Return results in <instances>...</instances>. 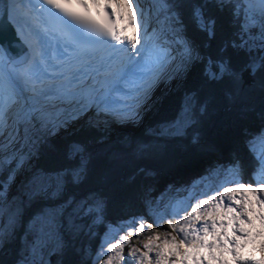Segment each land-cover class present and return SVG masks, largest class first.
<instances>
[{
    "label": "rangeland",
    "instance_id": "obj_1",
    "mask_svg": "<svg viewBox=\"0 0 264 264\" xmlns=\"http://www.w3.org/2000/svg\"><path fill=\"white\" fill-rule=\"evenodd\" d=\"M251 1L253 8H257L258 4L264 8L260 0ZM150 2L151 0H145L146 4ZM162 14L163 12L158 18L156 15L151 17L149 31L151 34V27L157 29L156 36L159 37L160 47H163L165 52L171 51L176 59L174 62L163 64L157 70L153 69L156 71L158 78L155 79L151 86H147L145 91L140 90L141 85L145 83L143 79L132 82L131 85H135L134 90H130L129 87L122 86L125 84L119 83L121 86H117L115 89H119L123 94L116 90L113 92L116 95L122 94L124 97L118 99V103L115 104L114 108L116 111L112 110V112L117 116L112 115L113 119H110L107 115V110L102 109V106L107 105L108 102L101 104L95 100L102 96L103 92L101 91L91 94L77 89V95L72 98L50 96L40 98L37 107L46 116L44 126H41L38 121H33L34 126L31 127L30 132L31 141L27 143L21 141L17 144V148L21 149L25 157L23 165L13 171L14 180H7L9 170H4L2 173L4 178L0 179V184L3 185V190L0 192V203H2L3 207V212L0 213V228L4 229L6 237L4 242L0 244V264H60L63 252L70 246H73L77 251L73 264H105L108 256L113 255V253L107 252L98 256V253L101 252L102 244L106 248L107 242H115V238L125 235L127 230L126 224L133 220V218H136L138 221L139 218L143 217L144 221L148 224L145 215H138L117 223L103 219L99 213L102 200L96 193H89L85 197L73 198L70 192H67L66 177L69 175L76 181L81 174L82 168L78 166L70 171H44L38 166L39 154L37 145L41 142L38 136L43 137L47 133H54L56 135L64 133L76 126L81 120L94 124L99 128L103 125L106 126L105 136L109 139L114 137V132L120 127L122 129L128 127V131L133 132L136 131L137 127L146 124V117L150 114L151 110L157 107L156 101L160 98V94L165 92L170 86L176 84L177 80L183 76L185 67L192 58L198 59L199 57L195 50H192V58L181 63L183 50L180 48L178 41L185 39L180 35H172V31L176 28L174 26V29H171V26H169L171 30H168V27L162 23ZM247 16L248 22H253L254 25L259 18L255 16L254 19L252 12H248ZM258 26L257 32L259 37L257 43L262 44L260 40L264 32L260 33V31H263L262 24ZM19 35L22 37L21 34ZM22 39L24 38L22 37ZM190 47L192 49L191 45ZM149 48H151V41L149 42ZM161 56L163 55L161 54ZM152 58H154V61L155 55ZM0 62V77L11 76L10 78L13 81L14 87L20 94L27 97V100H31V96L27 93L29 84L22 77V72H12V74H9V70L7 68L6 70L4 67L5 62L3 63L2 58ZM219 65L217 66L218 69ZM158 70L160 71L158 72ZM155 77L149 76L151 81ZM233 77L240 79L241 82L240 72L239 74H233ZM122 81L124 80L121 79L120 82ZM240 88H243V86ZM106 93H109L108 90H106ZM104 95L106 94L104 93ZM95 96L97 97L95 98ZM81 100L85 101L80 102ZM103 100L104 98H102ZM202 103L204 102H197L192 94H185L178 113L176 114L175 112L176 115L172 119L154 123L153 126L148 128L160 136L192 131L194 132L193 140L201 144L203 149H205L201 157L202 161L198 166L180 175L160 176L156 180H152L147 186L148 200H145L144 206L148 216L155 224H157L161 216L166 217V215L171 216L173 223H175L176 219L185 215L184 209L190 211L189 205L191 203H195L197 198H204L201 196V193L211 194L217 189L218 185L227 176V169L229 168H236L238 166L240 179L246 184L251 182L255 186L257 183L254 176L258 175V156L261 152H264V141L260 139V134L264 133V123H260L258 129L249 131L246 136L247 153L252 158L256 157V163L250 169V177L244 180L242 176L244 174L242 163L226 160L221 153L208 145L205 135L195 128V125L205 115L203 111L205 103ZM19 106H21L20 103L16 105V107ZM26 111L25 106H22L19 110L18 108H14L8 113V117L15 122L16 119L23 118ZM208 112L209 110L206 115L209 114ZM102 116L112 123L102 122ZM217 119L219 117L214 122ZM20 135L24 136L23 128L20 129ZM104 148H106V145H102L101 152ZM134 148V152L140 150L139 145H135ZM113 152L117 153L116 150H112L108 154L112 155ZM99 153L96 151L94 154ZM72 154L76 155L82 162L90 152L81 151L79 146L74 145ZM220 190L222 191V189ZM236 195L238 196L239 193H236ZM42 198H45V200H42ZM37 200L42 201L34 209H30L28 205ZM47 200L50 202H46ZM25 207L28 210L24 209ZM256 211H259L258 205L256 206ZM256 225V231H258V220L256 221ZM122 226L123 230L115 231L121 229ZM79 232L80 234L77 236ZM165 233L177 235L172 229L158 230L155 227H146L143 235H133L131 237L132 245L125 246L123 250L124 258L121 264H128L130 259L135 264L137 257H129L128 255L130 247L134 246L144 251L143 244L147 242L149 236L159 234L163 239ZM92 236H94L93 241H91ZM12 239L16 244L10 250L6 247V243ZM255 247L259 252L260 258H262L264 253L260 251L261 238H256ZM10 251H12L11 254ZM6 254H9V256L7 262L4 263L1 260L2 256ZM152 259L155 260L154 254H152Z\"/></svg>",
    "mask_w": 264,
    "mask_h": 264
},
{
    "label": "trees",
    "instance_id": "obj_2",
    "mask_svg": "<svg viewBox=\"0 0 264 264\" xmlns=\"http://www.w3.org/2000/svg\"><path fill=\"white\" fill-rule=\"evenodd\" d=\"M165 2L170 6L167 15L178 17L179 22L166 19L163 12V25L168 30L175 26L172 35L177 36L178 33L188 41L199 57L192 58L176 84L160 94L157 107L146 117V124L133 132L128 128L117 129L114 137L109 139L105 136L106 126L99 128L81 120L71 131L38 136L41 142L37 145L38 166L44 171L82 168L76 181L68 174L66 177V189L73 198L96 193L102 200L99 213L103 219L117 223L145 215L148 224L158 230H171L167 221L172 217L161 216L155 224L148 216L144 206L145 200H148L147 186L160 176L180 175L198 166L205 149L193 140L192 131L160 136L148 128L154 123L172 119L178 113L185 94H192L197 102L205 103H202L205 115L195 128L205 135L208 145L226 160L242 163V176L247 180L256 157L252 158L247 153L245 139L249 131L258 129L260 123H264V35L260 40L262 44L257 43L258 25L262 24L263 31L260 33L264 32L262 7L258 4L257 8H253L251 0ZM197 12L204 21L214 22L211 26L213 35L200 27ZM248 12H252L254 19L259 17L255 25L248 22ZM224 62H227L230 71L221 74L217 66ZM244 67L250 68L254 81L240 88V79L233 74H239ZM212 72L216 73V78L210 75ZM217 117L219 119L214 122ZM74 145L79 146L81 151L90 152L84 161L72 154ZM102 145L106 148L101 152ZM135 145L140 148L137 152H134ZM112 150L117 153L108 154ZM96 151L100 153L95 155ZM3 178L1 173L0 179ZM41 201L32 202L28 207L34 209ZM24 209L28 210L27 207ZM93 239L94 236L91 241ZM15 244L12 239L6 247L12 250ZM76 255L77 251L70 246L63 252L60 264H73ZM8 256L3 255L1 261L6 263Z\"/></svg>",
    "mask_w": 264,
    "mask_h": 264
},
{
    "label": "snow or ice",
    "instance_id": "obj_3",
    "mask_svg": "<svg viewBox=\"0 0 264 264\" xmlns=\"http://www.w3.org/2000/svg\"><path fill=\"white\" fill-rule=\"evenodd\" d=\"M260 2L264 5V0ZM41 4L45 7L40 11H47L56 23L54 27H49L47 23L40 22V15L35 9L27 12L28 19L32 21L27 27L33 29L29 33L32 39L28 41L33 58L22 77L31 84L33 103L29 106L25 101L27 111L23 118L15 122L8 117V113L20 103L21 98L12 79L0 77V173L9 170L8 181L14 180L13 171L20 168L25 160L17 144L31 141L33 121L44 126L46 116L37 105L40 98L46 95L44 88H51L56 79L70 84L77 73L97 61L106 70L118 63L117 75L120 79L134 71L155 77L154 64L158 69L176 59L171 51L164 52L163 56L157 52L155 60L152 59L153 50L160 45L157 29L151 28V34L149 31L151 17L156 15L158 18L164 12L166 19L179 22L178 17L167 15L170 6L165 0H151L147 4L145 0H90V3L89 0H41ZM93 7L97 15H103L104 22L91 14ZM261 12L264 14V8ZM196 17L200 27L213 35L211 26L214 22L204 21L199 12ZM129 28L134 29L131 35L128 34ZM22 32L23 26L18 34ZM178 43L183 50L181 63H184L192 58V49L186 40H179ZM3 53V46H0V55ZM219 69L221 74L230 71L227 62L220 64ZM210 75L216 78V73ZM151 82L146 79L140 90L145 91ZM21 128L24 129V136L20 135ZM260 139L264 141V133L260 134ZM258 161L255 186L240 179L238 166L227 169V176L215 191L201 193L204 198H197L195 203H191L190 211L184 209L185 215L176 219L175 223L172 219L167 221L168 227L177 235L165 233L163 239L159 234L149 236L143 244L144 251L132 246L129 257H137L135 264H264V256L251 259L241 254L257 237L261 238L260 251L264 253V152L260 153ZM2 190L3 185L0 184V192ZM257 220L259 230L254 231ZM146 227L151 228L152 225L147 224L143 217L138 221L133 218L126 224V234L115 238V242H107L106 248L102 244L98 256L111 252L113 255L108 256L105 264H121L125 246L132 245L131 237L143 235ZM120 230L123 226L115 231ZM5 238V231L0 228V244ZM128 264H133L131 259Z\"/></svg>",
    "mask_w": 264,
    "mask_h": 264
},
{
    "label": "bare ground",
    "instance_id": "obj_4",
    "mask_svg": "<svg viewBox=\"0 0 264 264\" xmlns=\"http://www.w3.org/2000/svg\"><path fill=\"white\" fill-rule=\"evenodd\" d=\"M13 3L14 4H19V2H18V0H15V2H13V0H0V10L2 11V14H3V16L6 18V17H8L9 19H11V17L12 16H14L15 14H16V12L14 11L15 9H14V5H13ZM18 12V14H16V18H19L22 22H23V18L22 17H20L19 16V11H17ZM241 16V15H240ZM21 23V22H20ZM152 28V27H151ZM150 29V28H149ZM21 35H22V37L24 38V40H26V41H29L30 40V38L28 37L29 36V32H27V29L25 28V27H23V32L21 33ZM27 35V36H26ZM190 40V39H189ZM27 49H29L28 51H27V54H30V55H33V53H32V51H31V49H30V47H28L27 46ZM159 53L160 55L162 54L163 55V53L165 52V49L163 48V47H157L156 49H154L153 50V55H156V53ZM27 54H26V56H27ZM2 58V55H0V59ZM152 59H154V58H152ZM4 62H5V65H4V67L5 68H7L8 70H10V71H14V72H16V73H19V70H23V68H25V66H26V64H27V61L28 60H26V62H23V63H21V64H19V65H12L8 60H7V57H5V59L3 60ZM0 64H1V62H0ZM153 69H155V70H157V68H156V66H155V64L153 65ZM85 70H88V71H91V72H94V68H85ZM160 70H158V72H159ZM18 78V77H17ZM156 78H158V76H156L154 79H153V81H152V83L150 84V86L154 83V81H155V79ZM151 80V78H149V76H146V75H144V74H142L141 76H140V79H136V75H132V76H128L127 78H125L124 77V79H122V80H124V81H122V82H120L121 81V79L119 80V82H118V84L115 86V87H117V86H121L119 83H122V84H125V85H122V86H124V87H129V89L130 90H134L135 89V85L133 84V85H131L132 84V82L133 81H139V80ZM88 83V80L87 79H85L84 80V84L86 85ZM26 85V84H25ZM100 88H101V86L100 85H98V89L96 90V91H100ZM15 90L19 93V91L15 88ZM120 91L119 89H115V88H112L111 90H110V96L109 95H104V91H103V94H102V96H100V97H98L97 99H95L96 101H98V102H100L101 104H103V103H105V102H108L107 103V105H103L102 106V109H104L105 111L107 110L108 111V113H107V115L110 117V119H113L111 116L112 115H114L113 114V112H112V110H114V111H116V109L114 108L115 107V104H117L118 103V99H121L122 97H124L122 94H119V95H116L113 91ZM131 93H133V91H131ZM92 94V93H91ZM19 96H20V105L21 106H19V107H15V108H18V110L22 107V106H25V101L27 100V97H25V96H23V94H18ZM125 96H126V94H124ZM97 96H95V98H96ZM102 98H104V100L102 101ZM84 99V98H83ZM94 100V101H95ZM143 100V99H142ZM141 100V101H142ZM28 101V105H30V104H32L33 103V101L32 100H27ZM82 101H85V100H81L80 102H82ZM129 102V101H128ZM140 102V101H139ZM24 108V107H23ZM106 114V113H105ZM114 116H117V115H114ZM118 117H120V116H118ZM126 117V116H125ZM102 118H103V120H102V122H104V123H109V124H111L112 122H108L107 121V119L106 118H104L103 116H102ZM112 121V120H111ZM115 121V120H114ZM130 122V121H129ZM126 128H128V127H125V129ZM118 129H122L121 127L120 128H118ZM124 129V128H123ZM71 131V130H70ZM69 131V132H70ZM66 135V134H65ZM257 252H258V250H257ZM256 257H253V259H255ZM260 259V258H259Z\"/></svg>",
    "mask_w": 264,
    "mask_h": 264
},
{
    "label": "water",
    "instance_id": "obj_5",
    "mask_svg": "<svg viewBox=\"0 0 264 264\" xmlns=\"http://www.w3.org/2000/svg\"><path fill=\"white\" fill-rule=\"evenodd\" d=\"M0 45L3 46L4 53L12 64L22 62L27 54L24 42L12 31L11 25L0 12ZM240 87L253 81L249 67H244L240 71Z\"/></svg>",
    "mask_w": 264,
    "mask_h": 264
},
{
    "label": "flooded vegetation",
    "instance_id": "obj_6",
    "mask_svg": "<svg viewBox=\"0 0 264 264\" xmlns=\"http://www.w3.org/2000/svg\"><path fill=\"white\" fill-rule=\"evenodd\" d=\"M46 202H48V200Z\"/></svg>",
    "mask_w": 264,
    "mask_h": 264
}]
</instances>
